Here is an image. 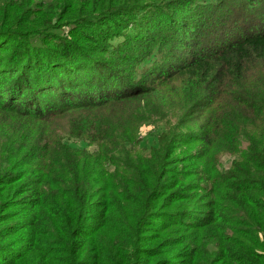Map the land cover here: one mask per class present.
<instances>
[{
  "label": "trees",
  "instance_id": "16d2710c",
  "mask_svg": "<svg viewBox=\"0 0 264 264\" xmlns=\"http://www.w3.org/2000/svg\"><path fill=\"white\" fill-rule=\"evenodd\" d=\"M160 3L0 0V264L169 260L139 253L135 239L146 221L172 218L164 210L180 199L183 186L168 178L171 163L161 166L156 151L149 155L154 168L135 181L130 111L163 78L221 85L225 94L232 89L243 97L259 124L244 141L249 154H260L264 181V0H172L181 9L177 19H164ZM163 23L164 36L181 28L180 52L165 39L143 52L141 41ZM98 24L115 29L96 43ZM71 27L91 39L93 53ZM261 184L250 197L257 212L264 210ZM96 197L117 202L104 211ZM151 202L161 208L151 209ZM98 212L102 217L92 225ZM248 214L254 216L251 209ZM229 259L260 263L252 249H231Z\"/></svg>",
  "mask_w": 264,
  "mask_h": 264
},
{
  "label": "rangeland",
  "instance_id": "374dc122",
  "mask_svg": "<svg viewBox=\"0 0 264 264\" xmlns=\"http://www.w3.org/2000/svg\"><path fill=\"white\" fill-rule=\"evenodd\" d=\"M160 4L164 19L172 15L178 18L175 14L181 9H173L172 0H161ZM185 10L188 15H194L189 7ZM113 22L120 25L119 21ZM174 23L180 25L178 21ZM161 25L152 27L151 34L141 41L142 51L146 52L156 40L165 39L174 40L180 52V39L184 38L181 28L174 35L169 32L164 36L160 33L164 23ZM114 29L112 24H98L97 32L92 34L94 42L101 41L102 38L95 39L105 31ZM76 30L72 28L73 33ZM77 34L93 53L95 45L91 39ZM196 83L182 77L160 79L156 93L138 98L135 108L130 110L135 111V173L139 175L135 174V181L143 182L142 174L154 168L149 155L156 151L161 166L167 159L171 163L168 178L183 186L182 194L177 195L180 199L164 210L171 212L172 218L153 224L146 221L138 233L141 239H135V245L141 254L155 251L169 258L163 264H236L229 259L231 249H252L259 257V264H264V210L257 212L250 204V197L264 182L260 154H249L244 141L245 133L259 124L240 103L243 97L235 95L232 89L225 94L221 85L207 89ZM66 143L74 144V141ZM94 150L88 148L89 153ZM168 182L170 186L172 182ZM96 198L100 206H106L104 211L117 202L115 198ZM150 208L161 206L151 202ZM249 209L254 213L252 218ZM99 215L100 212L92 225L98 223L102 213ZM110 219L115 221L113 217ZM126 222L131 223V219ZM106 233L111 235L109 231ZM178 237L181 239L177 240Z\"/></svg>",
  "mask_w": 264,
  "mask_h": 264
}]
</instances>
